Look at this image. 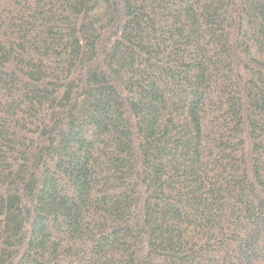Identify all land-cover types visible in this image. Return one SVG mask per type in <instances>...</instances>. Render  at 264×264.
I'll list each match as a JSON object with an SVG mask.
<instances>
[{
    "label": "trees",
    "instance_id": "1",
    "mask_svg": "<svg viewBox=\"0 0 264 264\" xmlns=\"http://www.w3.org/2000/svg\"><path fill=\"white\" fill-rule=\"evenodd\" d=\"M0 264H264V0H0Z\"/></svg>",
    "mask_w": 264,
    "mask_h": 264
}]
</instances>
